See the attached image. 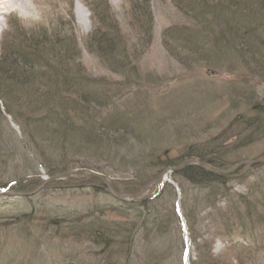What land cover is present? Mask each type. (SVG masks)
<instances>
[{
	"label": "rangeland",
	"instance_id": "rangeland-1",
	"mask_svg": "<svg viewBox=\"0 0 264 264\" xmlns=\"http://www.w3.org/2000/svg\"><path fill=\"white\" fill-rule=\"evenodd\" d=\"M27 2L35 19L0 18V194H12L0 197V264H264V163L213 195L174 177L177 192L168 175L130 198L190 147L222 158L217 170L264 158L262 133L220 136L263 101L264 0ZM10 48L19 58L2 59ZM22 180L37 187L18 192ZM144 199L179 224L153 232L145 209L122 205ZM92 212L117 228L113 249L88 239Z\"/></svg>",
	"mask_w": 264,
	"mask_h": 264
},
{
	"label": "trees",
	"instance_id": "trees-1",
	"mask_svg": "<svg viewBox=\"0 0 264 264\" xmlns=\"http://www.w3.org/2000/svg\"><path fill=\"white\" fill-rule=\"evenodd\" d=\"M233 20L235 19V17H232ZM262 18V17H261ZM247 40V39H246ZM261 44L264 45V40H262L261 38ZM8 52L7 58H9V60L12 61L11 58H14L15 55L18 56V54L14 51V48H10L7 50H3L1 52V58L5 59L6 55L5 53ZM14 56V57H13ZM11 57V58H10ZM15 58H19V57H15ZM261 74L259 76H262L264 78V69L260 70ZM262 80V79H261ZM264 82V80H262ZM263 101L259 102V103H250L249 106L251 109V115H237L230 124H228V126H226L224 128V130L221 133V137L225 136V140L224 142L230 141L234 139H238L241 135L243 134V131L248 132L249 134H257V133H262L264 135V93L262 96ZM100 105V103H99ZM61 112L63 113L62 108L60 109ZM62 125H66L64 123H62ZM102 126V124H101ZM124 132H127L129 134H131L132 136V132H128L126 130H124ZM83 134L84 138L85 135H87V138L89 139V141L94 137V135H90V134ZM103 139H105L103 137V133H102V137L99 136L97 141H101ZM251 138V137H249ZM247 143V140H245ZM214 142V140L212 141ZM222 145V144H221ZM218 146L219 144H217L215 146V151L214 153L218 152ZM264 156V154H262ZM211 156V157H208ZM208 156H205V154H203L201 151L194 149L193 147L186 149V152L183 153V155L178 158V159H167L165 162H163V164H157V166L160 168L159 171H161V168H169V167H174L177 166L178 164H180L181 162H183L184 160L187 159H195L198 160L199 162H202L204 164H207L213 168H217V169H225L227 168V166L224 163V160L220 157H217V160L215 158H213L212 155L208 154ZM216 157V156H215ZM164 168V169H165ZM171 179L175 182L174 177H178L179 179L197 186L198 189L203 190L204 192H210L208 193L209 195H213V193H217L218 187H220V185H224V179H226V177L224 175H217V174H213L205 169L199 168L197 166L194 165H190L187 167L182 168L181 170H179L178 172H175L173 174L170 175ZM147 182H141L138 185L139 186H145ZM37 182L34 183L30 180L28 181H19L18 183H13L14 186L17 187L18 192H28V189H33L37 187ZM164 187L169 188L170 185L166 184ZM139 187H136V189H138ZM2 190V189H1ZM0 190V191H1ZM135 192V191H134ZM224 198L226 196H223ZM158 198V197H157ZM157 200V199H156ZM156 200H140L134 203H130V204H122L125 206V208H128L127 210H131L134 211V208L137 207L138 212H142L145 209L146 212V216L147 218L145 220L148 219L147 222H149V226L150 227H154L153 232L154 231H159L162 226L165 224L166 227L170 226L171 223H175V224H179L178 223V217H177V213H175L174 211L171 210L170 214H167V217L165 219L159 218L157 216V214H155L153 212V210H151L150 206L152 203H154V201ZM211 200V199H210ZM212 204H214V201L211 200ZM153 209V208H152ZM102 208L98 209L96 212H100V214H103L105 211H103ZM96 212H92L89 213L88 215V221L86 224V229L88 230L87 232V236L89 240H92L93 242H96L97 244L101 245L103 248H105L106 250H111L113 249V241H112V236L115 232V230L117 229L116 227H112V228H108V227H99L96 226V223L98 221H96L98 219V217H95V214H98ZM210 216H214L213 212L211 213ZM188 218V216H187ZM241 223L243 224L244 219L242 218H238ZM168 220V222L166 221ZM212 220V219H211ZM237 221V220H236ZM164 222V224H163ZM171 222V223H170ZM163 224V225H162ZM220 230L216 233H219L218 236L220 238H224L225 236H227V238H232L231 237V233L233 231V227H231L229 225V227H224V225H221ZM137 231H134V233H132L130 231V239H129V243L133 240V238L137 235ZM79 235H76V237H78ZM117 236V235H116ZM115 236V237H116ZM124 243H118L117 246V251L121 252L122 247H123ZM128 253H129V249H128Z\"/></svg>",
	"mask_w": 264,
	"mask_h": 264
},
{
	"label": "water",
	"instance_id": "water-1",
	"mask_svg": "<svg viewBox=\"0 0 264 264\" xmlns=\"http://www.w3.org/2000/svg\"><path fill=\"white\" fill-rule=\"evenodd\" d=\"M260 163H264V158L263 159H257V160H253V161H248V162H244V163H239V164H236L234 167H232L231 169L229 170H217V169H214V168H210L208 167L207 165H205L204 163H201V162H197V161H194V160H188V161H183L182 163H180L178 166L176 167H173V168H170V169H165L164 171H162L160 173V175L158 176V178L153 181L151 184L147 185L146 187H144L140 192H138L137 194L135 195H132L130 196V198L135 201L136 199L140 198L145 192H147L148 190H150L151 188L153 187H157L159 186L162 182H166L167 181V176L168 174H170V172H173V171H178L188 165H196L200 168H204V169H207L209 170L210 172H213V173H216V174H220V175H227V174H230L232 173L234 170H236L239 166L241 165H244V164H250V165H254V164H260ZM85 171H77L76 173H84ZM71 172H63V173H60L59 175H56L54 177H51L49 180H53L54 178H59V177H62V176H65V175H70ZM92 176L94 177H97L99 180H101L104 184V186L108 189V192L109 194L114 197L115 199L117 200H120V201H125L126 196H118V195H115L111 189H110V186L108 185L107 181L99 176L98 174H95V173H90ZM41 188V187H40ZM37 192V190L34 192V194ZM4 195H7V196H12V194H6V193H2L0 194V197L4 196ZM19 196H27V195H19ZM126 197V198H125Z\"/></svg>",
	"mask_w": 264,
	"mask_h": 264
},
{
	"label": "bare ground",
	"instance_id": "bare-ground-1",
	"mask_svg": "<svg viewBox=\"0 0 264 264\" xmlns=\"http://www.w3.org/2000/svg\"><path fill=\"white\" fill-rule=\"evenodd\" d=\"M83 6L86 7L85 5H83ZM29 7H30V4L27 2V0H0V18H1V21H4V17L10 16L12 14H18L22 18H25V19H33V18L35 19L36 14L33 12V9H30ZM77 13L82 14L83 11L80 9L79 12L77 11ZM1 21H0V23H2ZM246 162H248V161H246ZM241 163H244V162H241ZM205 165H207V164H205ZM202 169H204V168H202ZM205 170H207V169H205ZM207 171H209V170H207ZM211 173H213V172H211ZM213 174H216V173H213ZM217 175H220V174H217ZM174 188L178 192V186L175 183H174ZM23 197H25V196H23Z\"/></svg>",
	"mask_w": 264,
	"mask_h": 264
}]
</instances>
